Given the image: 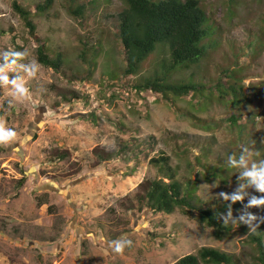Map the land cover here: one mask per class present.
<instances>
[{
	"label": "rangeland",
	"instance_id": "rangeland-1",
	"mask_svg": "<svg viewBox=\"0 0 264 264\" xmlns=\"http://www.w3.org/2000/svg\"><path fill=\"white\" fill-rule=\"evenodd\" d=\"M46 1L0 0V64L5 51L25 52L8 75L23 78L31 93L17 103L10 85L0 87V117L17 132L0 146V264H176L203 247L258 264L248 236L264 230V222L252 221L258 226L251 230L239 217H264V207H246L264 192L229 158L239 162L244 155L247 168H264V0H198L208 20L207 54L166 81L205 90L170 100L133 88L161 71L168 56L162 45L138 76L123 74L122 0H53L39 13ZM15 2L31 12L33 34ZM39 46L63 64L57 72L38 62L39 72L29 78L23 66L38 61ZM230 86L243 88L240 103L226 93ZM97 149L123 153L99 163ZM162 154L180 181L196 180L206 206L234 204L221 193L243 197L231 211V233L218 238L214 228L179 210L130 208L139 185L160 177L149 160ZM125 236L132 246L115 253L111 241Z\"/></svg>",
	"mask_w": 264,
	"mask_h": 264
},
{
	"label": "trees",
	"instance_id": "trees-1",
	"mask_svg": "<svg viewBox=\"0 0 264 264\" xmlns=\"http://www.w3.org/2000/svg\"><path fill=\"white\" fill-rule=\"evenodd\" d=\"M126 7L117 16L118 36L125 50L127 68L124 75L138 76L144 63L156 53L159 45L167 52V57L161 62V71H156L152 76L146 77L133 85L137 93L153 92L164 99L172 97H187L191 93L198 94L205 90V86L194 82H167L166 78L178 69L189 68L198 64L207 54L208 47L203 43L210 35L205 29L207 15L201 9L198 0H122ZM53 4V0H47L38 6V12H46ZM14 10L20 15L26 26L35 31V25L31 20V12L14 3ZM79 8L75 13L81 14ZM38 62L45 67L60 72L63 61L59 56L52 59L43 46H39ZM85 59L84 55H82ZM89 67L96 65V59L89 62ZM219 86H222L221 84ZM226 93L233 95L236 103L241 102L243 88L230 86ZM3 113V112H2ZM123 153H106L97 149L95 155L99 163L119 158ZM130 159L136 156L130 152ZM62 159L66 154H61ZM149 165L157 168L159 178L147 179L142 182L135 195L131 199L130 208L142 212L150 209L154 213L173 214L181 211L190 216H196L198 221L207 227L216 230V236L222 238L231 233L229 223H225L222 216L226 212L238 210L242 202L234 204L225 203L222 207L213 208L205 205L197 196L198 184L196 180L180 181L178 172L171 165L169 156L160 155L152 157ZM135 169V168H134ZM25 178L19 181L22 185ZM241 227V226H240ZM249 243L256 251V261L264 264V230L257 229L248 236ZM176 264H242L238 257L219 249L203 247L196 254L181 258Z\"/></svg>",
	"mask_w": 264,
	"mask_h": 264
},
{
	"label": "clouds",
	"instance_id": "clouds-1",
	"mask_svg": "<svg viewBox=\"0 0 264 264\" xmlns=\"http://www.w3.org/2000/svg\"><path fill=\"white\" fill-rule=\"evenodd\" d=\"M25 52L8 50L3 53L4 63L0 64V87L11 86V95L12 99L19 103L28 101L31 99V93L29 88L26 86V81L19 77H9L8 70L11 65H15L19 59L24 58ZM25 71L28 74L29 78H34L40 70V65L35 59L31 60L28 65L23 66ZM13 106L12 101L9 102V107ZM17 137V132L10 127L6 126V121L3 117H0V146L9 145L11 142L15 141ZM243 147V146H242ZM245 152H248L247 149H244ZM229 163L233 166H236L237 163L241 166H245L246 170L243 172V176L247 177L249 184L255 185L258 191L264 192V168L258 169L255 164H252L251 168H247V161L244 155H241L239 162L235 160L234 157L229 158ZM221 196L225 200L231 199L233 203L236 201H242L243 197L239 194H235L229 197L226 193H221ZM246 207H264V198L252 197L249 204ZM248 218L241 215L239 217L240 222L248 224L251 230L257 228V224H252V221L264 222V217H258L247 214ZM224 222L227 223L229 220H233L231 207L229 206V211L227 217L222 216ZM132 241L126 236L121 237L120 239L111 241L112 250L117 254H123L126 247L132 246Z\"/></svg>",
	"mask_w": 264,
	"mask_h": 264
},
{
	"label": "water",
	"instance_id": "water-1",
	"mask_svg": "<svg viewBox=\"0 0 264 264\" xmlns=\"http://www.w3.org/2000/svg\"><path fill=\"white\" fill-rule=\"evenodd\" d=\"M259 196H260V193H259Z\"/></svg>",
	"mask_w": 264,
	"mask_h": 264
}]
</instances>
